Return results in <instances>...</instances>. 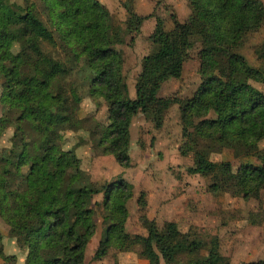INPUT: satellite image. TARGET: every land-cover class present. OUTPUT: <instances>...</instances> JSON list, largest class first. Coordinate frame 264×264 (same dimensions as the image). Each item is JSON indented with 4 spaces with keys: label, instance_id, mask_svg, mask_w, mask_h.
Wrapping results in <instances>:
<instances>
[{
    "label": "trees",
    "instance_id": "obj_1",
    "mask_svg": "<svg viewBox=\"0 0 264 264\" xmlns=\"http://www.w3.org/2000/svg\"><path fill=\"white\" fill-rule=\"evenodd\" d=\"M43 1L40 11L34 0L22 4L0 0V103L21 108L18 121L40 123L47 140H62L63 132L80 129L77 90L70 87L51 95L48 89L54 81L65 86L72 73L82 74L90 91L107 104L103 150L122 168H129L133 118L153 112L162 85L181 78L185 55L197 39L201 82L192 97L177 102L186 144L183 155L190 153L193 160L188 173L209 178L212 193L227 183L234 184L246 199L264 192V165L244 164L233 170L229 162L209 160L212 154L230 150L236 158L254 156L264 163V148L259 147L264 139V93L249 83L264 82V73L240 54L247 35L264 24L259 1L188 0L193 14L184 22L172 15L170 30L157 18L149 37L155 49L141 60L133 99L121 76V58L109 47L104 6L98 0ZM72 44L80 54L72 53ZM56 46L70 66L55 67L51 50ZM255 54L264 61V42ZM100 192L106 228L94 260L111 247L129 252L143 246L149 264L161 260L179 264L181 258L186 264H230L217 249L201 255L202 243L195 238L169 246L167 233L177 232L173 223L161 231L154 221L145 219L146 236L127 233L126 204L133 196L132 185L119 178L102 191L92 189L73 151L53 145L38 157L27 151L26 144L0 149V217L11 237L27 251L26 264H84L86 246L96 229L92 200ZM143 198L141 194L138 201L142 208ZM0 258L15 260L4 257L1 234ZM247 264H264V260Z\"/></svg>",
    "mask_w": 264,
    "mask_h": 264
},
{
    "label": "rangeland",
    "instance_id": "obj_2",
    "mask_svg": "<svg viewBox=\"0 0 264 264\" xmlns=\"http://www.w3.org/2000/svg\"><path fill=\"white\" fill-rule=\"evenodd\" d=\"M9 1L23 3V0ZM34 1L42 11L44 1ZM98 1L109 17V47L121 58V76L128 87L129 97L133 99L141 60L155 49L149 37L155 28L156 19H161L164 28L170 30L173 27L172 15L179 22H184L193 14V9L188 0ZM257 1L264 7V0ZM41 15L43 21H47L45 15ZM146 16L150 17L141 20ZM194 40L193 49L185 55L181 78L162 85L158 95L160 102L153 112L138 114L133 118L130 125L129 168H122L112 155L104 152L100 142L101 131L108 125L107 104L90 91L85 76L83 78L82 74L77 73L66 77L65 86L54 81L48 93L57 95L68 91L70 87L77 90L81 99L78 112L80 129L63 132L62 140H47L40 123L33 120L18 121L21 108L10 109L0 103V149L10 148L11 144H26L29 153L42 157L49 147L59 145L63 150L75 153L79 167L88 176L92 189L102 191L105 185L119 178L124 179L133 187V196L126 204L125 230L129 234L146 236L145 219L154 221L161 231L167 223H173L177 232L167 233L166 242L169 246L185 244L188 239L195 238L202 243L200 253L203 256L211 249H217L229 259L230 264L264 260V192L258 198L246 199L234 184L227 183L218 192L212 193L209 190V178L188 173L193 160L190 153L183 155L186 144L181 135L177 102L192 97L201 82V46L197 39ZM263 42L264 24L258 32L247 35L240 54L253 68L264 73V61L255 54ZM70 50L73 54H80V49L74 44ZM51 52L56 59L55 67L70 66L60 47L56 46ZM249 83L264 93L263 81ZM259 147L264 148V139ZM209 160L229 162L233 170L244 164L264 165L258 157L236 158L230 150L212 154ZM26 168L22 171L25 172ZM141 194L144 195L143 208L138 204ZM103 198V192H100L92 200V204L95 203L96 229L86 246L84 264H149L143 246H136L129 252H119L111 247L106 255L94 260L106 228ZM0 234L4 257L15 258L10 262L0 258V264H26L27 251L11 237L9 227L1 217ZM160 264H164L163 260ZM179 264H186L185 260L181 258Z\"/></svg>",
    "mask_w": 264,
    "mask_h": 264
}]
</instances>
